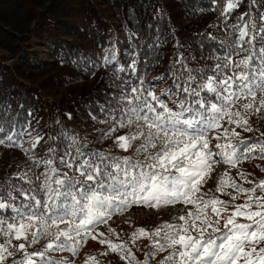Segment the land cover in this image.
Returning a JSON list of instances; mask_svg holds the SVG:
<instances>
[{
    "label": "snow or ice",
    "instance_id": "1",
    "mask_svg": "<svg viewBox=\"0 0 264 264\" xmlns=\"http://www.w3.org/2000/svg\"><path fill=\"white\" fill-rule=\"evenodd\" d=\"M239 4L226 0L221 14L227 19ZM238 19L243 23L231 26L235 39L220 42L222 54L213 57L217 62L207 71L190 69L177 54L169 71L173 87L161 93L167 101L145 89L143 80L122 90L118 115L109 114L114 123L104 135L128 129L114 144L125 152L134 149L132 156L85 155L70 145L55 158L49 148L47 158L29 157L44 168L33 174L35 179L24 172L16 174L23 183L0 182V264L10 257L11 264H74L50 253L77 255L89 239L106 237L97 231L100 225L133 206L159 211L176 204L191 207L151 230L138 227L131 233L133 245L142 238L150 241L152 250L143 261L126 243L107 238L99 243L125 264H150L149 257L163 252L168 254L159 264H264V180H249V173L238 171L240 180L252 185L246 188L225 171L215 193L228 200L204 190L216 165L238 169L253 155L264 159V139L249 142L236 130L253 131L250 117L264 112V12ZM176 64H181L179 74H174ZM131 67L135 71V63ZM5 139L22 147L12 135L0 144ZM40 139L32 140L31 149ZM241 198L243 203H236ZM108 233L119 238L111 227ZM41 240L46 241L41 249L28 251ZM86 264L99 261L88 257Z\"/></svg>",
    "mask_w": 264,
    "mask_h": 264
},
{
    "label": "trees",
    "instance_id": "2",
    "mask_svg": "<svg viewBox=\"0 0 264 264\" xmlns=\"http://www.w3.org/2000/svg\"><path fill=\"white\" fill-rule=\"evenodd\" d=\"M225 6L226 0H0V48L14 54L32 32L33 22L42 24L44 33L54 32L79 13L84 28L70 26V32L113 52L118 47L109 62L76 66L92 80L69 86L59 103L46 100L43 90L75 79L78 72L58 46L53 49V61L23 59L14 69L0 67V139L12 135L22 145H9L6 139L0 144V182L23 183L16 174L24 172L35 179L33 174L44 168H37L29 157L47 158L49 148L55 150V158L63 156L70 145L85 155L132 156L134 149L125 152L114 144L128 129L104 135L114 123L109 114L118 115L116 105L122 90L143 80L145 89H153L167 101L161 93L173 87L169 71L177 54L190 69L207 71L217 62L213 57L222 54L220 42L235 39L230 33L232 25L243 23L238 17L248 12L255 19L264 12V0H240L225 19L221 14ZM102 7L111 12L110 18ZM248 19L244 16V21ZM119 29L124 42L118 37ZM181 70V64H176L174 74ZM39 137L42 139L31 149L32 140ZM45 243L41 240L28 251L39 250Z\"/></svg>",
    "mask_w": 264,
    "mask_h": 264
},
{
    "label": "rangeland",
    "instance_id": "3",
    "mask_svg": "<svg viewBox=\"0 0 264 264\" xmlns=\"http://www.w3.org/2000/svg\"><path fill=\"white\" fill-rule=\"evenodd\" d=\"M106 17L110 18L111 12L105 7H102ZM79 27L84 28L81 14L70 16L65 23L62 24L60 29L54 32H46L45 27H42L38 21L33 22L32 32L29 34L27 39L21 41L20 52L14 54L7 50L0 48V67H9L11 69L16 68L21 64L23 59L38 63L42 60L53 61V49L58 46V49L62 52V55L73 67L74 71L78 72L75 79L69 80V82L60 84L54 83L48 89L43 90V95L46 100L59 103L60 100L66 95L67 88L69 86L83 85L91 82V77L87 73H82L78 69L79 64L84 66H95L97 64H103L111 60L110 54L116 57L118 47L115 48L114 52L110 48H102L99 44L93 42L89 37L78 35L70 32L68 27ZM118 37L124 42L125 37L123 31L119 29ZM110 49V50H109ZM250 124L253 127V131L245 132L242 129L237 128L241 136L251 142V139L262 138L260 133H264V112L259 115H253L250 117ZM258 129V131H257ZM218 141L213 140L211 147L215 148V144ZM40 148V147H39ZM143 159V157H141ZM228 171L230 175L237 181V183H243L244 187L248 188L251 184L244 183L240 180L237 175L238 171H244L249 173L248 179L253 181L264 180V159L253 155L251 159L243 161L239 168H229L228 165L220 163L215 166L214 171L211 173L210 179L204 185V190H211L215 193L217 182L221 175ZM231 191V189H229ZM223 200H228L229 196L221 195ZM243 198L238 199L236 203H240ZM191 206H184L182 204H176L174 207H166L159 211L146 210L143 206H133L128 212L123 215H114L108 222V225H100L97 229L98 232L106 233V237H98L97 240L89 239L87 244L82 246L79 253L75 256L71 252H51L50 255L57 259H67L74 261V264H86L88 257H95L99 264H125V261L120 259L118 253H112L108 250L107 244L99 243L100 239H110L114 243H126L132 251L135 253L138 260L143 261L145 259V253L150 252L152 249L149 247L150 241L147 238L139 239L135 245L131 243V233L138 227H145L146 229H153L157 225L162 224L165 221H170L171 218L178 214H186L188 208ZM183 209V211H181ZM108 227L116 230L119 234V238L116 235L108 233ZM36 246V245H35ZM38 246V244H37ZM108 252L107 255H101V253ZM168 253L163 252L158 254L154 259L149 257L150 264H159V262ZM20 253H17L15 258H20ZM12 258L10 257L5 264H11Z\"/></svg>",
    "mask_w": 264,
    "mask_h": 264
},
{
    "label": "crops",
    "instance_id": "4",
    "mask_svg": "<svg viewBox=\"0 0 264 264\" xmlns=\"http://www.w3.org/2000/svg\"><path fill=\"white\" fill-rule=\"evenodd\" d=\"M249 187H252V185H250ZM257 195H259V192L257 193ZM240 203H243V200H241Z\"/></svg>",
    "mask_w": 264,
    "mask_h": 264
}]
</instances>
